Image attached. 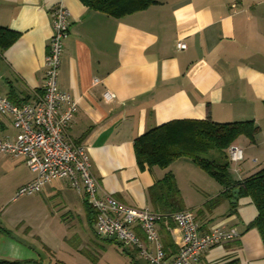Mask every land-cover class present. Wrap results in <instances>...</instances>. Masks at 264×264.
Segmentation results:
<instances>
[{
  "label": "crops",
  "instance_id": "crops-1",
  "mask_svg": "<svg viewBox=\"0 0 264 264\" xmlns=\"http://www.w3.org/2000/svg\"><path fill=\"white\" fill-rule=\"evenodd\" d=\"M58 3L69 11L58 85L77 104L65 138L85 147L98 194L154 211L148 189L172 173L182 210L194 213L200 231L220 227L237 233L205 250L195 264H264L261 236L250 226L257 216L250 197L218 199L224 187L189 158L166 168H141L134 152L137 137L170 120H251L260 131L253 142H235L244 160L231 176L241 180L264 167V0H160L120 18L80 0H0V27L17 33L0 52V95L16 104L33 102L41 92ZM178 41L186 47L176 48ZM16 134L11 116L4 115L0 136ZM206 156L228 162L227 153L216 149ZM33 177L23 156L0 153V197L5 203L26 198L9 211L0 207V227L7 231H0V258L42 261L43 251L44 264H99L109 251L128 264H147L136 246L95 233V210L67 179L13 199ZM128 225L144 247L151 246L138 223ZM156 226L171 259L180 229L171 217Z\"/></svg>",
  "mask_w": 264,
  "mask_h": 264
},
{
  "label": "built area",
  "instance_id": "built-area-1",
  "mask_svg": "<svg viewBox=\"0 0 264 264\" xmlns=\"http://www.w3.org/2000/svg\"><path fill=\"white\" fill-rule=\"evenodd\" d=\"M68 9L61 3L52 8V33L45 57L44 82L33 102L16 104L0 95V120L9 114L17 130L14 138L0 136V153L23 156L33 173L31 181L22 184L13 199L41 191L42 186L54 179H67L70 186L83 193L96 212L95 233L119 242L134 245L147 264H195L211 246L233 239L234 229L220 227L200 231L194 213L180 210L170 215L181 232L177 253L168 259L162 248L157 223L167 215L149 208L130 207L120 203L111 194H98L100 184L92 174L85 147L65 138L67 127L77 111L75 99L58 85V74L63 41L68 33ZM183 42L176 48L184 49ZM96 82V80H95ZM104 99H112L111 92ZM230 169L239 173L244 160L243 149L231 144L226 149ZM138 223L150 247H144L128 223Z\"/></svg>",
  "mask_w": 264,
  "mask_h": 264
},
{
  "label": "trees",
  "instance_id": "trees-1",
  "mask_svg": "<svg viewBox=\"0 0 264 264\" xmlns=\"http://www.w3.org/2000/svg\"><path fill=\"white\" fill-rule=\"evenodd\" d=\"M80 1L92 10L116 18L160 2V0ZM16 38L17 33L0 27V52L9 47ZM8 100L16 103L11 98ZM259 131V126L251 120L231 123H218L210 118L170 120L137 137L134 140V152L141 168L145 165L166 168L179 158H189L224 187L218 199L230 198L234 189H238L239 196L250 197L257 209V216L250 226L258 230L264 245V167L241 180H235L231 176L229 162L210 159L206 156L210 149L226 152L227 147L235 144L239 137H245L253 142ZM148 194L156 212L170 217L172 213L182 210V197L172 173H167L157 180L148 189ZM232 207L234 208L235 204H232ZM0 231L7 233L2 227ZM0 264L44 263L34 259L0 258Z\"/></svg>",
  "mask_w": 264,
  "mask_h": 264
},
{
  "label": "rangeland",
  "instance_id": "rangeland-1",
  "mask_svg": "<svg viewBox=\"0 0 264 264\" xmlns=\"http://www.w3.org/2000/svg\"><path fill=\"white\" fill-rule=\"evenodd\" d=\"M26 198H19L16 201H12L9 200V202L5 203L4 200L0 197V203H4L3 206H0L2 208L6 207V211L11 210L12 208H14L15 206L21 204V202L23 200H25ZM116 245V243H114ZM117 246V245H116ZM41 253V252H40ZM59 257L62 259V253H59ZM40 258L42 259V261H48V255L47 253H44L42 251ZM39 259V258H38ZM46 259V260H45ZM89 263V262H88ZM54 264V263H52ZM99 264H128L127 261L125 259H123L121 256L117 255V254H112L111 252H106L104 254V260L102 262H100Z\"/></svg>",
  "mask_w": 264,
  "mask_h": 264
},
{
  "label": "water",
  "instance_id": "water-1",
  "mask_svg": "<svg viewBox=\"0 0 264 264\" xmlns=\"http://www.w3.org/2000/svg\"><path fill=\"white\" fill-rule=\"evenodd\" d=\"M237 196H238V189H234L233 190V202L236 201Z\"/></svg>",
  "mask_w": 264,
  "mask_h": 264
}]
</instances>
